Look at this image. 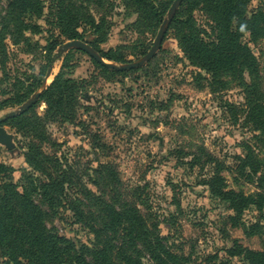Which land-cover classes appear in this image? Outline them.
Here are the masks:
<instances>
[{
    "label": "rangeland",
    "instance_id": "obj_1",
    "mask_svg": "<svg viewBox=\"0 0 264 264\" xmlns=\"http://www.w3.org/2000/svg\"><path fill=\"white\" fill-rule=\"evenodd\" d=\"M10 1L0 0V101L25 99L1 111L0 120L34 94L48 70L47 87L60 75L82 80L76 119L46 125V138L54 144L42 140L43 153L64 157L67 164L78 165L88 174L98 163L111 165L124 187L136 192L137 209L150 216L148 225L157 222L169 251L183 264H247L243 254L233 257L229 251L236 246L246 251L264 250V207L261 213L251 207L232 222L234 214L226 203L212 197L207 185L218 172L224 180L223 190L264 195V186L238 173V157L244 155L245 147L262 162L264 148L252 138L253 127L244 121L247 104L235 76H223V83L207 78L199 81L197 72L204 74L189 66L171 30L145 66L107 73L80 51L57 54V49L71 40L61 35L46 11L38 18L21 17L24 26L14 23L3 30L1 20ZM118 1L108 0L101 10L89 6L91 15L105 17L110 24L103 43L90 44L95 34L87 25L82 24L79 31L82 41L92 45L97 54L110 51L124 59L123 63L107 62L124 65L148 52L174 0H160L168 7L160 23L139 30L130 28L136 15ZM263 4L264 0H250L247 13ZM194 16L201 21V14ZM242 39L256 59L257 81L264 90V39L256 43L250 42L248 35ZM243 79L249 84L247 74ZM45 108L37 102L33 113L42 117ZM0 127L12 136L13 144L12 150L0 145V164L10 169L11 181L21 185L23 174L29 171L24 161L29 140L9 126L1 123ZM93 136L100 140L99 148ZM194 156L197 165L192 166ZM82 181L92 188L86 177ZM71 193L74 199L67 195L59 207H47L52 216L47 227L80 246L91 242L92 235L77 222L70 202L78 195ZM142 256L143 264H152L148 255ZM0 264L7 263L0 258Z\"/></svg>",
    "mask_w": 264,
    "mask_h": 264
},
{
    "label": "trees",
    "instance_id": "obj_2",
    "mask_svg": "<svg viewBox=\"0 0 264 264\" xmlns=\"http://www.w3.org/2000/svg\"><path fill=\"white\" fill-rule=\"evenodd\" d=\"M249 1L183 0L167 31H172L189 66L204 74L201 76L197 72L199 81L207 78L223 83L221 78L225 75L236 77L247 104L244 121L253 127L252 138L264 148V90L257 81L256 59L242 39L245 35L252 43L264 39V4L248 14L246 5ZM161 2L118 1L136 15L130 25L133 30L143 29L153 22L152 27L158 25L168 8ZM106 3L109 4L108 0H11L1 27L6 30L14 23L24 26L22 18H38L46 11L67 40L82 41L79 28L85 24L94 29L95 39L90 44L97 45L104 42L105 31L110 24L105 17L91 15L89 6L95 5L101 10ZM195 13L201 14V21L195 18ZM89 46L93 49L92 45ZM98 53L105 61H124L110 51ZM95 64L107 73H124ZM243 74H247L249 84L244 81ZM83 84L82 80L76 82L60 75L40 95L38 102L46 106L42 117L33 113L34 105L22 115L1 121L29 140L24 153L29 171L23 174L22 184L16 185L8 176L10 169L0 164V258L7 264H143L142 255H148L152 264H183L182 259L169 251L167 239L160 235L157 222L148 225L150 216L137 209L136 192L124 187L111 165L98 163L88 174V170L78 165L67 164L64 157L41 151L42 140L54 144L46 138V125L73 123L76 119V109L80 105L77 94L83 89ZM24 99L1 100L0 112L21 104ZM93 137L95 146L99 148L100 140ZM243 153L238 157L239 175L264 186V162L257 159L248 147ZM195 163L196 156L192 158V166L197 165ZM85 177L92 188L82 181ZM207 185L212 197L226 203L234 214L230 218L232 222L240 219L251 207L259 213L263 210L264 195L223 190L224 180L218 172ZM66 190L73 196H79L74 203L70 202L73 204L70 206L77 222L82 223L92 235L91 242L80 246L47 227L52 217L47 207H59L67 195L74 199ZM229 254L233 257L243 254L247 264H264V250L246 251L236 246Z\"/></svg>",
    "mask_w": 264,
    "mask_h": 264
},
{
    "label": "water",
    "instance_id": "obj_3",
    "mask_svg": "<svg viewBox=\"0 0 264 264\" xmlns=\"http://www.w3.org/2000/svg\"><path fill=\"white\" fill-rule=\"evenodd\" d=\"M181 2L182 0H174V2L171 4L167 11L166 18L163 20L154 38L152 46L150 47L148 52L136 62H131L124 65H116L114 63L107 62L103 60L88 44L78 40L69 41L63 44L57 49V54H65L70 50H77L86 54L89 58H91L93 61L106 68L107 70H111L114 72H125L141 68L145 66L160 49L165 32L167 31L168 26ZM50 76L51 70H48L40 87L34 92V94L25 103L19 106L15 112L8 113L5 118H12L15 116L22 115L26 111H28L32 106H34L38 102L42 92L46 89ZM1 121L2 120H0V124ZM0 145L4 146L7 150L13 149L12 136L7 134L4 128L2 127H0Z\"/></svg>",
    "mask_w": 264,
    "mask_h": 264
}]
</instances>
